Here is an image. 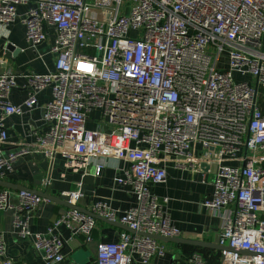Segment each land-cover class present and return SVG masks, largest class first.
I'll list each match as a JSON object with an SVG mask.
<instances>
[{
	"label": "built area",
	"instance_id": "1",
	"mask_svg": "<svg viewBox=\"0 0 264 264\" xmlns=\"http://www.w3.org/2000/svg\"><path fill=\"white\" fill-rule=\"evenodd\" d=\"M28 6L18 14V7ZM21 22L29 49L53 38L55 70L27 76L28 96L19 105L12 72L0 75V180L34 153L86 174L94 159L130 164L119 183L131 185L137 206L118 218L108 204L90 212L129 228L116 243L97 247L96 264H151L167 253L155 237L178 239L181 232L166 210L167 199L149 185L168 179L167 166L213 176L207 212L220 219L219 264H264V0H0V28ZM44 107V134L4 155V120ZM98 113L99 117H92ZM96 123L89 129L88 122ZM104 165L98 163L96 174ZM82 183L70 203L77 205ZM0 187V213L13 210V228L47 264H62L66 225L92 241L96 220L76 210L62 214L47 234L30 221L49 200L21 191L12 206ZM240 251L248 253L243 255ZM184 264H208L200 252ZM0 264L7 257L0 233Z\"/></svg>",
	"mask_w": 264,
	"mask_h": 264
},
{
	"label": "crops",
	"instance_id": "2",
	"mask_svg": "<svg viewBox=\"0 0 264 264\" xmlns=\"http://www.w3.org/2000/svg\"><path fill=\"white\" fill-rule=\"evenodd\" d=\"M27 10L28 6H20L18 14L23 15ZM52 43L53 38H50L36 49H29L26 42V29L21 22L17 21L9 28H0V46L5 44L6 47L12 44L20 49L15 58L0 59V72L3 74L12 72L16 76L17 87L11 92L9 98L13 105H21L28 96V74L31 72L47 74L55 70V58L50 54ZM3 65H6L5 69ZM51 100V90L46 89L38 95V106L35 109L26 110L22 115L9 116L4 120L7 131V144L3 147L4 155L17 150L20 143H31L34 132L44 134L47 131L43 113L44 107ZM96 115L99 116L98 113H94L92 117ZM88 128H96V123L89 121ZM98 163L104 165L100 175L96 174ZM129 168L130 164L117 159H94L86 171V174L94 179V189L92 193L82 194L77 206L89 213L94 204L103 202L117 211L118 218L130 208L137 206L138 198L133 187L118 181L125 177V171ZM81 173V171L67 168L66 158L63 156H57L54 161H51L42 153H34L21 158L15 164L13 171L6 172L0 180L2 182L0 187L10 192L9 202L12 206H16L19 203V194L23 190L49 195L55 191L57 196L74 192L77 184L82 183ZM167 173L168 179L165 183L150 184L149 189L157 197L168 200L166 210L173 225L181 232V238L214 243L219 238L221 222L220 219L211 216L204 207V202L210 200L213 195L214 187L211 182L213 176L209 175L205 179L200 172L178 170L171 164L167 166ZM68 210L66 206L52 201L43 204L32 216L31 231L47 234L54 222ZM13 214V210L0 213V233L6 243L7 257L15 264H47L33 250L32 241L19 239L13 228ZM95 220L96 227L92 233L91 242H87L82 234L72 235L66 225H61L55 230L54 235L62 238L64 242L63 253L66 259L62 264H96L98 245L116 243L119 241L120 234L126 231L100 218ZM162 243L166 247V255L156 257L151 264H184L182 257L191 254L194 250L221 254L212 249ZM202 253L209 258L208 253ZM216 262L219 264V258Z\"/></svg>",
	"mask_w": 264,
	"mask_h": 264
},
{
	"label": "water",
	"instance_id": "3",
	"mask_svg": "<svg viewBox=\"0 0 264 264\" xmlns=\"http://www.w3.org/2000/svg\"><path fill=\"white\" fill-rule=\"evenodd\" d=\"M20 52V49L16 48L15 46H13L12 44H8L5 47V44L0 46V59L5 58L8 60H11L12 57L15 58L16 54ZM6 68V65H3V69ZM3 73L0 72V75H2ZM82 177V189H81V194H87V193H92L94 186H93V177L87 174H83L81 173ZM89 185V187H88ZM0 186H2V182H0ZM23 191H29V190H23ZM37 195L48 199L49 201L55 202V203H59L61 205L66 206L69 210H76V211H80L82 213L88 214V215H92L94 218H99L98 216L93 215L92 213H87L84 210H81V208H79L77 205H73L70 203V196L66 195V194H62L60 196H57L56 192L53 191L52 195L49 194H41V193H37ZM100 220H104V221H108L105 219L100 218ZM111 224L118 226L120 228H122L123 230H126V232H130L133 233V231L129 230L128 227L119 224L118 222H111L108 221ZM157 240L164 242V243H171V244H175V245H179V246H189V247H194V248H201V249H212L215 251H219V252H228V251H233V252H237V250H232L230 248H226V247H221L219 245L220 239L218 238L217 240H215L214 243H206V242H198V241H191V240H185L182 238H178V239H168V238H161V237H155ZM241 254L243 255H248V253L244 252V251H240Z\"/></svg>",
	"mask_w": 264,
	"mask_h": 264
},
{
	"label": "trees",
	"instance_id": "4",
	"mask_svg": "<svg viewBox=\"0 0 264 264\" xmlns=\"http://www.w3.org/2000/svg\"><path fill=\"white\" fill-rule=\"evenodd\" d=\"M198 250H194V252H197ZM198 252H200V251H198ZM202 252H206V253H208V251H201L200 253H202ZM193 253V252H192ZM203 254V253H202ZM209 254V258H208V264H217V262L216 261H218V258H219V256H220V254H215V253H208Z\"/></svg>",
	"mask_w": 264,
	"mask_h": 264
},
{
	"label": "rangeland",
	"instance_id": "5",
	"mask_svg": "<svg viewBox=\"0 0 264 264\" xmlns=\"http://www.w3.org/2000/svg\"><path fill=\"white\" fill-rule=\"evenodd\" d=\"M96 117H99L98 115H96Z\"/></svg>",
	"mask_w": 264,
	"mask_h": 264
}]
</instances>
